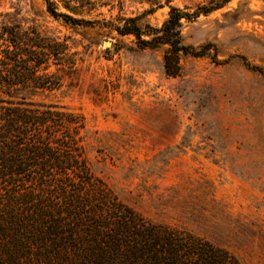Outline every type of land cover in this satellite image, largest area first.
<instances>
[{"label": "rangeland", "instance_id": "374dc122", "mask_svg": "<svg viewBox=\"0 0 264 264\" xmlns=\"http://www.w3.org/2000/svg\"><path fill=\"white\" fill-rule=\"evenodd\" d=\"M51 1L78 22L52 16L44 0H0V44L7 27L10 40L57 53L35 73L52 74V86H27L25 97L82 121L74 151L89 189L227 250L238 264H264V0ZM200 5L216 7L183 19L181 33L206 52L182 55L175 76L163 68L166 46L139 48L113 28L131 17L158 27L169 6ZM54 190L0 185L6 197L19 191L27 200Z\"/></svg>", "mask_w": 264, "mask_h": 264}, {"label": "trees", "instance_id": "16d2710c", "mask_svg": "<svg viewBox=\"0 0 264 264\" xmlns=\"http://www.w3.org/2000/svg\"><path fill=\"white\" fill-rule=\"evenodd\" d=\"M44 1L52 16L78 22L57 12L51 0ZM215 7L189 11L169 6L158 27H141L131 17L113 28L120 35L132 34L139 48L166 46L163 68L175 76L182 55L201 56L207 49L183 42L182 20L192 21ZM2 30L7 35L0 44V185L29 183L55 190L30 200L19 191L7 197L0 192V264H238L227 250L189 232L146 222L132 209L108 201L105 193L90 190L89 169L74 151L82 121L25 97L31 93L24 91L27 86L32 91L52 86V74L35 73L57 53L37 43L36 51L20 35L12 41L13 31Z\"/></svg>", "mask_w": 264, "mask_h": 264}, {"label": "water", "instance_id": "95a60500", "mask_svg": "<svg viewBox=\"0 0 264 264\" xmlns=\"http://www.w3.org/2000/svg\"><path fill=\"white\" fill-rule=\"evenodd\" d=\"M103 43H104V45H110L109 41H104Z\"/></svg>", "mask_w": 264, "mask_h": 264}]
</instances>
